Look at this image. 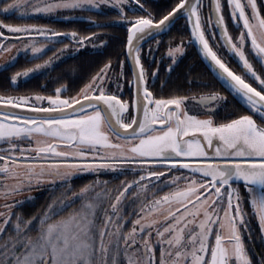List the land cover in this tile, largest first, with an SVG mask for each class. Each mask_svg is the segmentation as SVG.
Listing matches in <instances>:
<instances>
[{
    "label": "snow or ice",
    "instance_id": "snow-or-ice-1",
    "mask_svg": "<svg viewBox=\"0 0 264 264\" xmlns=\"http://www.w3.org/2000/svg\"><path fill=\"white\" fill-rule=\"evenodd\" d=\"M128 4L129 0H12L0 10L4 15L16 11L19 18H25L30 13L50 16L62 10L91 12L99 10L102 5L111 6L119 15L110 23L128 24L127 55L134 64L133 80L129 83L136 87L131 103L117 95L106 94L103 83L112 67L109 61L76 96L62 98L66 90L63 84L55 89V95H0V106L27 108L33 114L0 112V142L8 145L0 148V160L4 161L0 165V183L3 184L0 196L7 199L22 191L25 182L31 185L35 180L40 184L45 176L67 182L83 172L99 174L102 170H110L122 173L131 167L133 174L136 171L142 173L137 179L121 181L114 198L113 190L107 187L108 181L97 179L77 192H72L69 184L60 198L53 199L43 212L28 219L13 211L23 201L5 204L7 213H0V264H252L237 226V220L244 223L240 207L244 197L231 182H243L259 217L261 232H264V78L257 75L244 50L246 42L250 41L251 50L264 60V16L260 15L256 0H247L252 10L251 18L241 0H228L233 19L237 23L243 22L241 33L234 42L220 14V0H213L215 23L222 27V37L242 61L247 73L259 82L258 90L244 76L233 71L209 45L199 15L201 0H179L158 21L151 13L129 19L125 11ZM135 4L144 9L141 0H135ZM128 10L134 12L137 9ZM181 11L187 13L189 22L195 18L192 35L202 45L204 55L210 57L214 70H220L217 73L219 78L258 114L261 123H257L252 115H240L217 124L212 115L200 119L189 114L191 109L186 108L189 100L196 101L201 110L214 113L215 109L210 105L227 100L219 93L201 95L198 100L195 96L154 98L141 62V41L166 30L170 18L174 19ZM86 19L94 27L106 26L91 16ZM208 23H212L211 16ZM0 28L27 37L29 42L23 47L31 49L33 58L47 50L43 44L37 46L38 37L56 43L61 37H70L73 43L84 47L99 35L91 33L77 39L75 31L58 32L36 24L14 26L0 23ZM255 29H259V35ZM0 37H4L3 31H0ZM67 47L57 49L43 63L15 72L10 78L11 83L16 84L20 78L45 69L58 60ZM0 48L4 52L11 50L3 47L2 41ZM182 51L180 46L169 49L173 64L176 53ZM9 59L14 61L16 58ZM9 67L11 63L7 60L0 65L4 71ZM171 70L170 64L168 71ZM158 73L157 67L151 75L155 78ZM123 75L121 62L120 76ZM44 101L48 102L47 107L43 106ZM37 135L51 138L53 143L36 141L35 148L31 144L28 148L20 144V141H31ZM61 146L68 150H59ZM30 152L34 155H26ZM2 153H8V156ZM49 160L52 162L46 163ZM154 168L165 171H154ZM180 170H188L189 175L181 173L160 184L166 174ZM8 179L16 182L9 186ZM181 180L185 182L182 188L179 187ZM173 185L176 186L174 191L147 200L149 189L153 190L151 194L155 197L163 187ZM134 188L136 191L132 192ZM129 192H132L131 200L128 199ZM225 193L227 207L221 217L219 209ZM137 200L141 202L139 211L134 210L125 216V201L134 203ZM77 201L79 206L72 207ZM66 209L71 211L62 215ZM132 214L138 218L125 232V221ZM154 215L158 218H151ZM217 225L219 227H215ZM153 230L155 241L152 239ZM225 231L227 235L223 234ZM213 232L215 243L211 244L209 237ZM261 239L264 241V237Z\"/></svg>",
    "mask_w": 264,
    "mask_h": 264
},
{
    "label": "trees",
    "instance_id": "trees-1",
    "mask_svg": "<svg viewBox=\"0 0 264 264\" xmlns=\"http://www.w3.org/2000/svg\"><path fill=\"white\" fill-rule=\"evenodd\" d=\"M137 6L136 11L127 13L134 18L136 16H148L151 13L155 20H160L167 15L179 0H141L144 9ZM221 15L224 17V25L228 34L236 38L238 27L231 22V15L227 0H220ZM257 5L264 16V6L261 0H257ZM213 0H201L199 15L201 17L202 30L209 41V45L217 52L218 56L226 63H235L234 68H241L239 60L226 47L223 38L214 23ZM86 15L82 20H49L61 31H75L80 36H89L91 33H99L95 40H103L102 48L99 50L85 49L70 55L52 68L39 72L28 79L20 80L17 85L11 83V76L17 71H23L32 65L37 58H29L27 55H20L11 63L7 71L0 69V95L21 96V95H44L54 93L61 84L66 85V94H74L80 90L106 63L111 61L112 67L116 71H121L123 62V72L132 81V74L126 60V40L128 24H113L119 13L115 10H92L84 11ZM105 23L103 28L94 27L86 17ZM212 23L209 24V17ZM129 18V19H131ZM47 21V20H42ZM233 32V33H232ZM161 38L159 44L150 45L155 39ZM157 38L151 39L141 45V62L146 69L147 75L159 68L158 76L153 81L147 79L149 90L153 92L154 98H169L171 96H199L211 93H225L229 98H233L234 107H218L215 109L214 117L218 123H225L236 118L243 110L248 112L245 105L232 93L223 82L212 72L205 61L199 56L194 43L191 41V34L186 18L178 19L172 26L161 33ZM179 42H186V53L172 66V70H167L166 62L160 61L155 64V59L161 56L160 51ZM156 46V47H155ZM155 49V51H154ZM160 54V55H159ZM154 65L157 67L153 68ZM126 79V78H125ZM163 83V87L161 86ZM127 92L131 97L132 84H128ZM226 104V103H225ZM224 106V105H223ZM221 109V110H220ZM241 111H240V110ZM244 113V112H243ZM241 114V113H240ZM27 211L32 212V208L27 207ZM28 212H26L27 214ZM242 223V241L246 253L252 264H264V241L261 239L259 224L251 218Z\"/></svg>",
    "mask_w": 264,
    "mask_h": 264
},
{
    "label": "rangeland",
    "instance_id": "rangeland-1",
    "mask_svg": "<svg viewBox=\"0 0 264 264\" xmlns=\"http://www.w3.org/2000/svg\"><path fill=\"white\" fill-rule=\"evenodd\" d=\"M261 1L263 3V6H264V0H261ZM11 2H12V0H0V10L3 9L4 4L11 3ZM227 2H228V0H227ZM241 3L245 5V12L251 18L252 10H251L250 6L247 5V0H241ZM256 3H257V0H256ZM129 8H137V6L134 5L132 0H129V4L125 6L126 13L128 11H130V10H128ZM257 8L260 11V15H261V10L258 7V5H257ZM100 10H115V11L118 12V10H116V9H114L111 6H108V5H102L101 8L99 9V11ZM229 11H230V15H231V22L233 23L234 26L239 28L238 32H237V36H236V38H237L240 35L241 30L243 28V22L241 21V22L237 23L236 20L233 19L232 9L230 7H229ZM29 12H30V9H29ZM85 16L86 15L84 14V11H81L80 9H76V10H62V11H59L58 13H56L54 15H50V16L35 15V14H31L30 13L29 16L25 17V18H19V12L13 11L9 15L0 14V23H2V24H11V25H14V26H16V25H26V24H36V25L47 26L48 28L56 30V28H54L53 24L51 22H49V20H63V21H69V20H75V19L76 20H82V19L85 18ZM127 16H128V18H131V16L128 13H127ZM65 17H69V18L65 19ZM42 20H47V21L44 22ZM252 22L255 23V21H252ZM255 30L257 31V34L259 35V29H255ZM0 31L4 32V37H0V41L3 42V47L11 48V50L9 52H4L3 48H0V65L4 64L6 60L9 61L10 63H12L13 61L9 59L10 57L17 58L20 55H27L29 58H33V53L31 52V49L29 48V49L25 50L24 47H23L24 44H27L29 42L27 37L23 36V34H20V33L10 32V31H8L7 29H4V28H0ZM56 31H58V32H69V33L72 32V31H61V30H56ZM79 37H81V36L77 35V39H79ZM236 38H233L234 42L236 41ZM59 40H60V42L56 43V42L45 41L43 38H40V37L37 38V41H38L37 46L43 44V45H45L47 50L44 51L43 54H37V60L32 65H30L27 68H32L36 64L43 63V61L47 60L49 57H52L53 54L57 52V49L64 48L65 45H68V47H67V49H65L63 54L60 55V58L58 60L53 61V63L50 64L45 69H41V70H39L37 72H34V73L30 74L29 77H31V76L39 73V72L46 71V70L52 68L53 66H55L57 63H59L64 58H66V57H68L70 55H73V54H75V53H77L79 51H82V50H85V49L99 50V49L102 48V45H103L101 42L104 43L103 40H95L93 38V39L89 40L84 47H80L78 44L73 43V41L71 40L70 37H61V38H59ZM157 41H159V43H160V41H162V39L161 38H157L153 42H151L150 45H156ZM177 46H180V47L183 48L182 52L176 53L175 59H176V62H177L182 57V55L187 52L186 51V49H187L186 42H179V43L174 44L172 46H169V47H167L165 49H162L160 51V53H162V55L158 56L157 57L158 59H155V64L158 65L159 62L163 60V62H166V64H167V70H168V66L170 64L173 66L176 62L173 64L172 57L169 56V49L170 48L175 49ZM244 50L246 52L247 58L249 59V62L253 64L254 70L256 71L257 75H261L262 78H264V60H261L259 57H257L256 54L251 50L250 41L246 42ZM154 51H155V49H154ZM238 59H239V57H238ZM239 63L241 64V68H238V69L234 68L235 63H226V64L233 71H235L237 74H240V75L244 76L246 81L248 83H251L253 85V87H257L258 90H260L259 82L256 81L255 78L252 77L250 73H247V70L243 67L242 61L239 60ZM156 65H154L153 68L157 67ZM120 72L121 71H116L113 67H111V69L107 73L108 79H106L104 81L103 87L106 90V94H108V95H117L119 97H122L125 101H128L130 103L131 97H130V95L127 92V86L129 84V81H131V77H130V80H129L127 78L126 74H124L123 76H120ZM29 77H26V78L22 77V78L19 79V81L28 79ZM147 79L149 81H153L154 80V78L152 77L151 74L147 75ZM19 81L16 84H13V85H17L19 83ZM89 82L90 81H88L86 84H88ZM117 84L120 85L119 88L117 87ZM79 91L80 90L75 92L73 95L72 94L69 95V94H66V93L63 92L62 98H68V97L76 96ZM50 94L55 95V92L54 93H47L45 95H50ZM220 95L226 97L227 100L225 102H220L219 104H216V106H217L216 108H218V107H224L225 108V107H230V106H231V108L234 107L235 104H234L233 98H229L228 97L229 95L225 94V93H222ZM236 96L240 100L243 101V99L240 96H238V95H236ZM155 99H160V98H155ZM244 104L251 110L250 106H248L245 102H244ZM186 108L191 109V111L189 113L190 115H196L200 119H205V118L208 117V115H212V118L214 119V121L217 124H219L216 121V118L214 117V115L212 113H210V112H208L206 110H201L200 107L197 105V103L195 101H193V100H189V101L186 102ZM240 113H239V115L236 118H238L240 115H252L253 119L257 120V123H261L260 119L258 118V114H255V116H254L251 111L247 112L245 110H243ZM236 118H233V119H236ZM197 138H201L202 139V137H199V136H197ZM36 141L53 143V140L51 138L44 137V136H41V135H37L34 138H32L31 141H29V140L20 141V144L24 148H28L30 144H31L32 148H35ZM7 147H8L7 144H5L3 142H0V148H7ZM59 150L67 151L68 149L66 147L61 146L59 148ZM2 154L5 155V156H8V153H2ZM17 155H19V152H17ZM26 155H34V152L27 153ZM3 163H4V161L0 160V165H2ZM153 170L154 171H165V169H163V168H154ZM20 171H21V173L24 172L23 169H21ZM102 171H104L105 174H107V173H110V174L109 175H104V174L99 173L98 177H95L94 176L95 173H92L93 175H91L88 180H86L85 182H80L77 187L75 186V188L72 187L73 185L71 184V180L67 181V182H61L58 178L52 177V176L43 177L42 182L40 184H37L35 182V180H33L31 185H28V183L25 182L23 190L18 192V193H16L15 195L9 196L7 199H5L2 196H0V213H5V214L7 213V209L4 207L5 204H12L14 201H23V203L20 204L15 209H13V211L16 212V213L23 214L24 218L28 219L31 216H33L34 214H39V213L43 212V210L47 207V205L49 203L52 202L53 199L60 198L61 194L68 188L69 184L71 185L72 192H77L84 185H86V184H88L90 182H93V181H95L97 179H99L100 181H108L109 182L107 184V187L113 190L112 194H113V198H114L115 195L117 194L118 186L120 185L121 181H131L133 179H137L142 174L139 171H136L135 174H133V172L131 170V167L126 168L122 173L119 172V171L113 172V171H110V170H102ZM83 173H87V172H83ZM181 173H183L185 176L189 175L188 170L173 171L171 173V175H167L166 174L165 177L163 178V180L160 182V184H163L164 180H171L173 176L181 175ZM196 177H197V179H199L200 178V174L197 173ZM21 178H22V176H21ZM53 181H54V183H53ZM15 182L16 181L13 180V179H8L6 181V183L9 186L13 185ZM231 183H232V186L234 188H239L241 196L244 197V199L240 203L241 210H242V212L244 214V216H243L244 222L246 223L245 220L246 219H250L251 216H252V218L255 219L256 222H258L259 229H260L259 217L256 214V209L253 208V206L250 203V199L251 198H250L247 190L245 189L243 182L234 180ZM184 186H185V182L183 180H181L179 182V187L182 188ZM175 187H176L175 185H173L172 187H163L162 191H159V192L155 193V197H153L152 194H151L153 190L149 189L148 193L146 194L147 195V200H152L154 198L162 197L165 193H169L171 191H174ZM2 188H3V184L0 183V189H2ZM97 190H99V189H97ZM135 191H136V189L134 188L132 190V192H135ZM212 191H214V190H212ZM132 192L128 193V199L129 200L132 199ZM68 195H71V192H69ZM28 197H31V199H28ZM145 202H147V201H145ZM79 203L80 202L77 201L76 204L73 205L72 207H78ZM134 203L137 206L135 208L136 209L135 211L138 212L141 202H140V200H137ZM127 204L132 205L133 203H128V201L125 203V211H124V215L125 216H129L130 213L134 212V211L131 210V208L127 209V207H126ZM105 206H107V205H105ZM174 206H176V205H174ZM27 207L32 208V212L30 210L27 211V209H26ZM226 207H227V194L225 193L223 205L219 209V215L221 217L224 216V208H226ZM165 208H167V206H165ZM69 211H71V209H66L65 212L62 213V215H67ZM26 212H28V213L26 214ZM163 214H166V212H164ZM137 218L138 217H137L136 214L130 215L129 219H127L125 221V223L127 225V227H125V229H124L125 232H127V231H129L131 229L132 221L137 219ZM151 218H158V216L154 215ZM13 219H14V217H13ZM57 219H59V217H57ZM0 220H2V218H0ZM241 224L242 223H239V220H237V226H238V229L240 231V235H241V239H242V230H241V226H240ZM215 227H219V226L217 225ZM260 233H261V237H264V232H261V229H260ZM223 234L227 235V232L225 231V232H223ZM152 239L154 241L156 240V236H155V231L154 230H153V234H152ZM209 242L211 244L215 243V232H213L210 235ZM156 259H157V262H158V260H159V247L156 248Z\"/></svg>",
    "mask_w": 264,
    "mask_h": 264
},
{
    "label": "water",
    "instance_id": "water-1",
    "mask_svg": "<svg viewBox=\"0 0 264 264\" xmlns=\"http://www.w3.org/2000/svg\"><path fill=\"white\" fill-rule=\"evenodd\" d=\"M192 2H195V0H192ZM180 18H186L187 21H188V27H189V31H190V34H191V41L194 43L195 47H196V50L199 54V56L205 61V63L208 65V67L212 70V72L219 78V76L217 75V73L220 71L218 68H216L214 70V65H213V62L211 61L210 57H206L203 53V51L201 50L202 49V45L199 43V41L196 39L195 36L192 35V27H193V24L195 23V18L192 19L191 22H189L188 20V16H187V13L185 12H180L179 15L175 16L174 19L170 18L171 19V23L169 24V27L166 29L168 30L172 24H174L178 19ZM164 30V31H166ZM164 31L162 32H159V33H153V35L149 38H147L145 41H141V45H143L144 43H146L147 41L151 40V39H154L155 37H157L158 35H160L161 33H163ZM125 54H126V60H127V63H128V66H129V69L131 71V74H132V80H133V71H134V64H133V61L131 59V57H129L127 55V48L125 50ZM219 80L221 82H223L220 78ZM224 83V82H223ZM132 86H133V91H132V99L134 98L135 96V92H136V87H135V84L132 83ZM199 99V97H197V100ZM196 102V101H195ZM7 111H14V112H17L19 113L20 115H33L32 113H30L28 111V109H9V108H6L4 106H0V112H7Z\"/></svg>",
    "mask_w": 264,
    "mask_h": 264
},
{
    "label": "flooded vegetation",
    "instance_id": "flooded-vegetation-1",
    "mask_svg": "<svg viewBox=\"0 0 264 264\" xmlns=\"http://www.w3.org/2000/svg\"><path fill=\"white\" fill-rule=\"evenodd\" d=\"M50 95H52V94H50ZM44 96H48V95H45L44 94ZM201 96V95H200ZM120 99L121 100H124L122 97H120ZM125 101V100H124ZM43 103V106H45V107H47L48 106V102L47 101H44V102H42ZM210 107H213L214 109L217 107L216 106V104H213V105H210ZM248 109V111H251L252 113H253V115L255 116V113L252 111V110H250L249 108H247ZM46 162H52L51 160H49V161H46ZM61 171H64L63 169H61ZM101 174H104V175H109L110 173H107V174H105V172L104 171H101L100 172ZM91 175H93L92 173H77L76 175H74L73 177H72V179H71V184L73 185L72 187L73 188H75V186L77 187L78 186V184L80 183V182H85L86 180H88L89 178H90V176ZM94 176L95 177H98V174H94ZM93 176V177H94ZM79 181V182H78ZM78 182V183H77ZM76 184V185H75ZM127 201H125V203H126ZM126 207H127V209H129V208H131V210L132 211H134V210H136L135 208L137 207L136 206V204L135 203H133L132 205H129V204H127L126 205Z\"/></svg>",
    "mask_w": 264,
    "mask_h": 264
},
{
    "label": "bare ground",
    "instance_id": "bare-ground-1",
    "mask_svg": "<svg viewBox=\"0 0 264 264\" xmlns=\"http://www.w3.org/2000/svg\"><path fill=\"white\" fill-rule=\"evenodd\" d=\"M46 163H50V162H46Z\"/></svg>",
    "mask_w": 264,
    "mask_h": 264
}]
</instances>
